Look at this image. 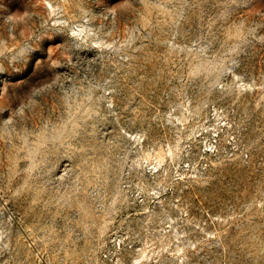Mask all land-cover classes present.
I'll return each instance as SVG.
<instances>
[{"label": "rangeland", "instance_id": "374dc122", "mask_svg": "<svg viewBox=\"0 0 264 264\" xmlns=\"http://www.w3.org/2000/svg\"><path fill=\"white\" fill-rule=\"evenodd\" d=\"M0 264H264V0H0Z\"/></svg>", "mask_w": 264, "mask_h": 264}]
</instances>
